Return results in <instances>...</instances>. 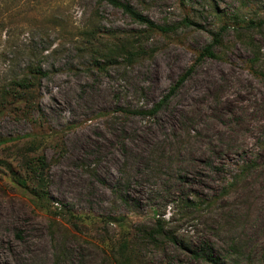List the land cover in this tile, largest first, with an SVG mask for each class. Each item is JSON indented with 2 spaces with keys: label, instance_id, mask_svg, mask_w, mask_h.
<instances>
[{
  "label": "rangeland",
  "instance_id": "obj_1",
  "mask_svg": "<svg viewBox=\"0 0 264 264\" xmlns=\"http://www.w3.org/2000/svg\"><path fill=\"white\" fill-rule=\"evenodd\" d=\"M119 1L0 0V264H264V0Z\"/></svg>",
  "mask_w": 264,
  "mask_h": 264
},
{
  "label": "trees",
  "instance_id": "obj_2",
  "mask_svg": "<svg viewBox=\"0 0 264 264\" xmlns=\"http://www.w3.org/2000/svg\"><path fill=\"white\" fill-rule=\"evenodd\" d=\"M111 6L118 8L122 10L123 13H125L130 19L133 21L143 25L148 30H153L160 33H166L172 30L171 27L166 26H159L157 24H154L152 21H150L148 18L142 16L141 13H139L135 8H133L129 3L120 2L119 0H106ZM218 40L215 37L210 44H208L202 52L198 55L195 63L200 62L205 57H213V48L216 44H218ZM123 54L128 55V57H137L139 56L137 54H131L128 51L126 52V49L123 50ZM123 55V56H125ZM194 63V64H195ZM193 69V65L187 69L184 74L177 80V82L170 87L168 92L162 97L161 100H159L154 106L148 111L149 115L155 114L166 102L167 100L173 95L175 92L177 86L181 84L187 76L190 74V72ZM44 73L40 71L39 68L36 70H30L28 74L25 75L24 78H22L20 82L19 89L22 90L23 94L30 92V85L35 80L38 81V76H43ZM22 169L24 170L25 174L28 176V179H30L31 186L28 187L24 180H20L19 182L22 184V188L25 190V194L28 196L29 202L38 208H45L48 209L46 206V203L48 202V165L47 160L43 154H37L32 157H23L22 159ZM59 214V213H54ZM127 252L124 250L120 253V259L121 261L118 262V264H127ZM195 258L201 259L207 263L210 264H217V260L209 250H204L202 252H198L195 254Z\"/></svg>",
  "mask_w": 264,
  "mask_h": 264
},
{
  "label": "bare ground",
  "instance_id": "obj_3",
  "mask_svg": "<svg viewBox=\"0 0 264 264\" xmlns=\"http://www.w3.org/2000/svg\"><path fill=\"white\" fill-rule=\"evenodd\" d=\"M98 89H99V88H98ZM99 95H100V94H99ZM92 96H93V95H92ZM95 97H96V96H95ZM98 97H99V96H98ZM98 97H97V99H98ZM97 99L93 97V99H91L89 102L92 101V102L95 104V103H97V102L99 101V99H98V100H97ZM85 100H86V99H85ZM102 101H103V100H102ZM69 103H70V102H69ZM54 105H55V104H54ZM98 105H100V104L98 103ZM63 108H64V107H63ZM63 108H62V109H63ZM95 108H96V107H95ZM77 110H78V109H77ZM61 111H62V110H61ZM77 136H78V135H77ZM85 140H86V139H85ZM82 141H83V140H82ZM86 142H87V141H86ZM92 142H93V141H92ZM87 143H88V142H87Z\"/></svg>",
  "mask_w": 264,
  "mask_h": 264
}]
</instances>
